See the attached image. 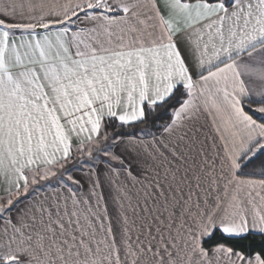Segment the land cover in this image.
Here are the masks:
<instances>
[{
	"label": "snow or ice",
	"instance_id": "1",
	"mask_svg": "<svg viewBox=\"0 0 264 264\" xmlns=\"http://www.w3.org/2000/svg\"><path fill=\"white\" fill-rule=\"evenodd\" d=\"M261 157L264 0H0V264H264Z\"/></svg>",
	"mask_w": 264,
	"mask_h": 264
},
{
	"label": "trees",
	"instance_id": "2",
	"mask_svg": "<svg viewBox=\"0 0 264 264\" xmlns=\"http://www.w3.org/2000/svg\"><path fill=\"white\" fill-rule=\"evenodd\" d=\"M262 161H264V157H261L259 160L256 161V166H259ZM242 243H244L245 245H251L253 247H257L261 244V237L254 234L251 237V239L245 240Z\"/></svg>",
	"mask_w": 264,
	"mask_h": 264
}]
</instances>
